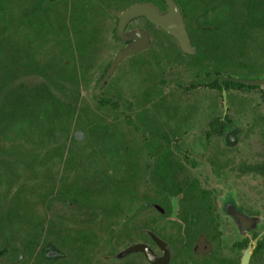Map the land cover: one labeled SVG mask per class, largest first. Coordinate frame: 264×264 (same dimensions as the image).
<instances>
[{
  "label": "flooded vegetation",
  "instance_id": "af4514ba",
  "mask_svg": "<svg viewBox=\"0 0 264 264\" xmlns=\"http://www.w3.org/2000/svg\"><path fill=\"white\" fill-rule=\"evenodd\" d=\"M175 1L196 53L135 18L126 33L146 31L150 44L100 89L118 53L134 42L116 36L121 15L143 2L165 14V0H0V86L29 94L48 74L55 94L77 105L76 119L88 116L81 104L108 109L95 114L106 118L105 128H74L71 139L68 129H46L43 138L18 128L32 112L17 104L30 95H0V119H14L0 133V264H264V202L245 185L251 177L264 182V159L238 167L242 175L227 174L251 151L241 148L249 129L239 119L253 107L243 94L264 95V86L220 84L231 77L224 70L264 76V0ZM113 22L112 39L122 47L108 61L105 25ZM154 32L171 41L167 54L148 55ZM93 36L95 45L82 48V37ZM183 58L193 79L185 87L171 78L182 90L166 94L162 77ZM97 73L99 94L90 96ZM128 76L136 87L119 94L116 84ZM253 114L264 125V112Z\"/></svg>",
  "mask_w": 264,
  "mask_h": 264
},
{
  "label": "rangeland",
  "instance_id": "374dc122",
  "mask_svg": "<svg viewBox=\"0 0 264 264\" xmlns=\"http://www.w3.org/2000/svg\"><path fill=\"white\" fill-rule=\"evenodd\" d=\"M116 27V23H109L105 25L106 29V38L108 39V47L103 49V52H105L106 57L109 60H112V56L115 55V53L119 50V48L122 47L121 44L116 43L115 40L112 39L113 30ZM155 35H153V42L151 50L148 52L150 55H165L167 54L173 46L171 45V41H167L163 39V36L159 32H154ZM167 45V46H166ZM169 48V49H168ZM172 52V51H171ZM147 55V56H148ZM147 58V57H146ZM183 58V60L180 61L179 65H175L168 69L166 72V75H163L162 79L165 80V85L163 84L165 93L169 95H177L181 88L175 87L173 83L171 82V78L179 81L182 85H187L188 82H190L191 79H193V76L185 72L184 68L187 66V61ZM186 64V65H185ZM173 68V69H172ZM123 70V69H122ZM121 71H118L116 75L118 77L121 76ZM170 70V71H169ZM260 70H244V69H233V70H224V75H229L233 78H241L246 80H254L255 78H258ZM101 76V73H97L93 79V86L91 87L90 93L88 95L94 96L97 94V83L99 81V78ZM154 81V80H153ZM152 80H149V83L153 82ZM187 83L185 84V82ZM118 92L122 95H130L132 94L131 91L134 90L136 87V82L133 81V79L130 78V76L127 77V79L120 84H116ZM152 87V86H151ZM203 87H201L202 89ZM204 89V88H203ZM264 92V88H263ZM188 95H191V93H186ZM243 97L250 98L252 100V106L253 107H245V112L239 119V122L247 126L249 129L248 135L245 137V141L242 143L241 148L243 149H249L251 150L247 154H239V161L235 162L234 166L235 168L230 169V171L227 173L228 176H239L242 175L237 172L238 167H242L244 163H255L254 161L259 162L261 161L260 158L264 159V125H260L256 122L255 115L253 112H264V99H261V97H264L263 93L260 91H254L252 93H244ZM93 103H90L89 105L92 106ZM120 110V109H119ZM118 112H113L114 117L116 116ZM112 118L115 120V118ZM77 137L79 139L82 137L81 134H78ZM190 137H192L190 135ZM251 177L250 175H248ZM255 177V176H254ZM253 178V177H251ZM247 179L248 182L245 183V185L253 187V190L257 192V197H255V200L258 202H264V182L260 179Z\"/></svg>",
  "mask_w": 264,
  "mask_h": 264
},
{
  "label": "trees",
  "instance_id": "16d2710c",
  "mask_svg": "<svg viewBox=\"0 0 264 264\" xmlns=\"http://www.w3.org/2000/svg\"><path fill=\"white\" fill-rule=\"evenodd\" d=\"M98 40L93 36V39L84 38L82 37L81 40V47L86 48L89 46L95 45V42ZM201 52L199 53L200 56ZM2 70H5L4 75L9 74V62H2L1 63ZM48 68V67H47ZM50 69V67L48 68ZM213 72L218 73V71H211L208 70L209 76L207 79H210L213 77ZM46 82H42L39 84H35L32 88L31 93H27L24 88H10L8 85H1L0 86V95H19V96H25L30 95L32 97V100L29 102H23L21 104H17V106H20L19 109H16L17 111L22 112H32L31 117L27 119L17 120L18 123H25L24 125H18V128L25 127L30 129L29 131L32 132L33 136H39L45 138L46 135L44 131L46 129L49 130H56L65 128L70 131L67 133L65 132V136L69 137L70 139L73 138V132L72 130L78 127L84 128L87 133L92 132L94 129L97 128H105V122L106 118L104 116H95L98 112H105L106 111V104H81L80 105V111L84 114H87L88 116H81L78 119L73 116L74 112L78 111L77 105L71 102H68V100H62L58 97L57 94H55L54 89L56 87V84H52L50 82V75L47 74L46 76ZM1 79L5 80L7 77H1ZM214 80L216 81V88L220 92V87L217 81V76L214 77ZM85 82V79L81 78V85ZM227 85H230L232 87L238 86V87H245L248 89H256L257 87L254 86H248L244 84H237V83H228ZM56 90V89H55ZM118 91V89H116ZM97 94L98 91H97ZM113 95V93H110ZM120 94V93H119ZM79 106V105H78ZM108 110V109H107ZM118 111V109H112ZM14 121V119H0V133L6 134L12 127H10V122ZM79 121L80 125L77 124ZM3 122H7L8 124H3ZM116 123V122H115ZM44 129V130H43ZM40 131V132H39ZM52 134V133H50ZM50 134L48 136H50ZM39 143L43 141H38Z\"/></svg>",
  "mask_w": 264,
  "mask_h": 264
},
{
  "label": "water",
  "instance_id": "95a60500",
  "mask_svg": "<svg viewBox=\"0 0 264 264\" xmlns=\"http://www.w3.org/2000/svg\"><path fill=\"white\" fill-rule=\"evenodd\" d=\"M168 5V11L163 14L160 10L153 4L143 2L138 3L127 10L121 15L118 27L116 29V36L120 41H134L130 46L121 50L116 58L114 59L112 65L108 69L104 79L100 84V89L102 86L110 79L114 74L121 62L129 56L137 54L148 48L150 44V36L146 31L126 33V27L129 22L138 17H146L152 24L163 29L174 38H176L180 49L183 53L188 55H194L196 53V48L192 45L190 36L186 29V24L184 17L182 15L181 9L175 0H165ZM224 82H234L240 83L248 86H264V76L257 80H246L241 78L225 77L220 80V84L223 85ZM225 103L227 102V91L224 90L223 93Z\"/></svg>",
  "mask_w": 264,
  "mask_h": 264
}]
</instances>
